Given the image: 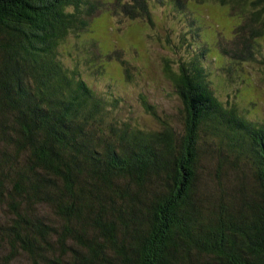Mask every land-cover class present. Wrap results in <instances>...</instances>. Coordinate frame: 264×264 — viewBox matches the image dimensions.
<instances>
[{
	"label": "trees",
	"instance_id": "1",
	"mask_svg": "<svg viewBox=\"0 0 264 264\" xmlns=\"http://www.w3.org/2000/svg\"><path fill=\"white\" fill-rule=\"evenodd\" d=\"M153 1L189 9L0 0V264H264V121L243 117V98L218 95L234 67L264 69V0H192L236 21L228 47L190 19L200 42L182 33L181 58H162L181 130L153 112L152 129L118 118L117 97L94 80L112 78L114 64L131 81L140 57L101 44L93 25L124 17L151 29ZM222 58L218 88L211 59Z\"/></svg>",
	"mask_w": 264,
	"mask_h": 264
},
{
	"label": "rangeland",
	"instance_id": "2",
	"mask_svg": "<svg viewBox=\"0 0 264 264\" xmlns=\"http://www.w3.org/2000/svg\"><path fill=\"white\" fill-rule=\"evenodd\" d=\"M186 2L188 6H185L189 9L173 12L169 6L153 1L154 18L151 29L142 22L138 24L124 17L120 21L116 18H102L93 25L94 38L99 39L101 44L107 48H122L130 55L140 57L136 61L137 68H139L134 72V74H137L133 76L134 81L125 82L122 75H120L119 67L114 64L105 65L107 71L109 68L113 72V74H109L112 78H94L99 89H102V91L111 90L117 97L120 102L116 103L118 118L127 119L132 125L136 124V126L152 129L158 126L155 117L149 114V112H153L162 119L166 116L169 117V121L175 123L176 129L181 130L179 122L182 120L183 115L182 103L178 99L173 85L162 70L164 67L162 58L169 56L177 60L181 56V51H185V43L181 42L182 33H184L182 35L185 37L184 39L194 41L195 45L200 42V39L194 34H191L193 38H189L190 28L188 26H190V19L195 20L193 28H196L199 24L202 25L198 29L202 39L207 40L208 38L207 41L212 42L217 32L224 33L228 37L226 45L228 47L232 45V39L229 37L232 35L231 27L236 19L233 20L232 17L228 16L225 10L227 7L199 5L192 0ZM168 34L171 36L169 38L171 42L169 43L167 40L165 41ZM75 40V38L70 37L67 43H73ZM261 41L264 43V34ZM174 48H176L175 52L173 51ZM198 51L197 48L196 52ZM203 59L204 62L203 60L201 62L205 65L204 55ZM211 61L214 79H216L215 83L218 87V83L221 84L222 81L225 83L227 80L223 78L222 73L224 70L220 67V65L227 63V59H219L217 65H215L214 59H211ZM231 74L233 79L235 78V82L227 85L224 91L219 90L218 95L221 96L219 98L224 100L229 97L235 102L238 99L237 97L243 98V103L239 106L240 111L244 114L243 117L251 121H264V69L262 64H241L234 67ZM236 87L238 88L236 89ZM248 91L251 92V96L246 97L245 94ZM141 95L152 106L148 109V113L142 105Z\"/></svg>",
	"mask_w": 264,
	"mask_h": 264
}]
</instances>
